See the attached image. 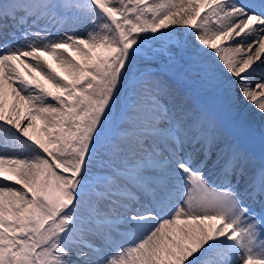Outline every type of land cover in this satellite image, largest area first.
Listing matches in <instances>:
<instances>
[{
  "label": "snow or ice",
  "instance_id": "1",
  "mask_svg": "<svg viewBox=\"0 0 264 264\" xmlns=\"http://www.w3.org/2000/svg\"><path fill=\"white\" fill-rule=\"evenodd\" d=\"M0 264H264V0H0Z\"/></svg>",
  "mask_w": 264,
  "mask_h": 264
}]
</instances>
